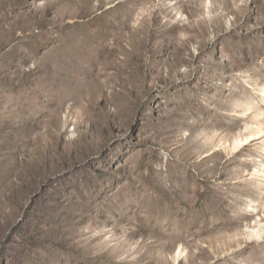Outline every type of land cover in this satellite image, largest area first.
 Instances as JSON below:
<instances>
[{
	"label": "rangeland",
	"instance_id": "rangeland-1",
	"mask_svg": "<svg viewBox=\"0 0 264 264\" xmlns=\"http://www.w3.org/2000/svg\"><path fill=\"white\" fill-rule=\"evenodd\" d=\"M0 264H264V0H0Z\"/></svg>",
	"mask_w": 264,
	"mask_h": 264
},
{
	"label": "bare ground",
	"instance_id": "bare-ground-1",
	"mask_svg": "<svg viewBox=\"0 0 264 264\" xmlns=\"http://www.w3.org/2000/svg\"><path fill=\"white\" fill-rule=\"evenodd\" d=\"M140 180V179H139ZM174 180V179H173ZM187 181V180H186ZM186 181L183 180V179H179L177 180V177H176V181H172V183L170 184L172 187H175L177 188V190L180 192L182 191L183 189L187 188L186 186H188L186 184ZM154 184H149L148 185V188H151V187H154L155 189L154 190H160L161 188H164V186L161 184L162 183V180H160L159 178L153 182ZM174 190V189H173ZM162 192V191H161ZM171 192V191H170ZM164 194V192H163ZM157 196V195H156ZM161 205V204H160Z\"/></svg>",
	"mask_w": 264,
	"mask_h": 264
}]
</instances>
